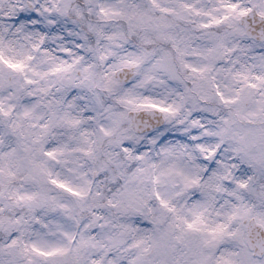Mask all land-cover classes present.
Here are the masks:
<instances>
[{"label": "clouds", "instance_id": "obj_1", "mask_svg": "<svg viewBox=\"0 0 264 264\" xmlns=\"http://www.w3.org/2000/svg\"><path fill=\"white\" fill-rule=\"evenodd\" d=\"M132 2L0 0V48L6 59L26 65L15 72L0 63V104L9 112L0 114V154L14 153L26 161L18 187L45 192L63 205L37 209L29 232L32 239L68 248L67 264L101 258L104 264H132L139 257L133 247L137 241L150 246L176 216L191 219L193 208L205 213L210 226L225 222L241 204L253 215L264 213V201L255 195L264 190V162L241 142L246 130L264 127V118H235V109L220 103L214 88L219 83L227 94L231 73L242 66L259 70L264 18L253 11L240 18L242 31L219 29L231 51L207 53L206 30L200 25L208 18L192 9L211 10L218 0H156L161 7L191 5L179 16H167L169 30L182 47L187 45L180 56L157 34L132 29L124 15L100 13L101 5L123 13ZM135 2L155 17L164 15L151 8L153 0ZM236 2L251 6V0ZM192 67L202 71L192 72ZM149 103L172 111L142 107ZM15 125L20 127L13 131ZM201 148L216 149L217 155L206 160ZM49 151L53 158L46 155ZM33 164L42 165L46 174L30 176ZM185 177L199 182L187 186ZM51 178L81 195L57 188L48 182ZM241 182L248 187L240 188ZM0 211L16 216L27 210L0 201ZM229 232L244 233L253 244L264 240V227L248 219L232 222ZM82 237L95 246L77 253ZM6 239L0 232V243ZM195 241L209 264L243 247L239 236L204 234ZM170 244L166 258L184 259V244L174 238ZM247 253L253 264H264L259 247L250 246ZM163 258L155 251L146 254L150 261Z\"/></svg>", "mask_w": 264, "mask_h": 264}, {"label": "snow or ice", "instance_id": "obj_2", "mask_svg": "<svg viewBox=\"0 0 264 264\" xmlns=\"http://www.w3.org/2000/svg\"><path fill=\"white\" fill-rule=\"evenodd\" d=\"M67 7L66 4L65 9ZM151 8L153 10L158 9L164 15L155 17L152 11L145 10L135 0L125 5L123 13L105 8L103 5L100 7V13L105 18L111 15H124L130 21L132 29H143L145 32L157 34L161 40L169 41L176 47L177 53L183 56L187 45L184 44L182 47L183 41H178L175 34L169 30L167 16H179L181 9H191V5L180 3L178 8L161 7L156 0H153ZM192 10L195 11L196 15H203L208 18L207 22L200 25L202 29L206 30V38L208 40V45L205 46L204 51L207 53H223L231 51V49L225 48L224 38L218 34V30L226 27L235 32L242 31L238 23L240 18L248 16L253 11L264 18V0H251V6L249 7L241 6L236 0H218V6L211 10L203 12L195 9ZM57 11H61V9L58 8ZM261 38H264V34L261 35ZM0 63L15 72H23L26 68L23 62H13L11 59H6L2 48H0ZM134 63L135 61H129L130 65ZM56 71H61V69L58 68ZM191 71L200 72L202 69L192 67ZM231 80L233 83L231 87H228L227 94L222 90L219 83L214 84L215 96L218 97L220 103L225 106H232L235 109L233 115L237 119L246 120L250 117L264 118V58H260L259 70L254 71L252 67L242 66L238 71L231 73ZM28 82L31 83L32 81ZM142 107L155 108L166 113L172 111L171 108L160 107L151 103L142 105ZM0 114H3V116L9 115V112L5 111L2 104H0ZM261 123H264V119H261ZM19 127V125H15L13 131H16ZM241 142L245 150L253 158L264 162V127L246 130L245 134L241 137ZM125 150L127 151V149ZM201 151L206 152V160L217 155L216 149L205 150L201 148ZM46 155L53 158L55 153L49 151ZM25 163L26 161L19 159L14 153L0 154V201L7 202L9 207L12 208L27 210L25 215L16 216H6L0 211V232L7 234V239L3 243H0V264H67L66 257L70 254L68 248L44 239L31 238L32 234L29 232L30 221L36 219L33 213L37 209H52L63 207V205L50 199L45 192L30 191L17 186L18 173ZM44 174L46 173L42 165L33 164L31 166L30 176ZM48 182L74 196L81 195L80 192L75 191L66 183L55 178L49 179ZM185 182L187 186H191L197 184L199 181L198 179L185 177ZM239 187L247 188L248 185L241 182ZM255 195L256 199L264 201V190L258 191ZM157 198H160L159 194ZM161 205L168 208L167 202L163 199H161ZM169 211L175 210L169 208ZM190 216L191 219L181 215L176 216V222L170 227L169 231L154 239L148 247H144L145 241H137L133 247L139 250V257L132 264H209V260L197 247L195 241L196 236L204 234L214 239L224 235L239 236L240 243L243 245L241 251L238 253L227 251L221 253L218 257L214 258L212 264H253L247 258V249L250 246L259 247L264 252V240H257L253 244L246 234L229 232L232 222L243 219H248L260 227H264V213L253 215L252 209L241 204L233 208L232 212L227 215L225 222L217 223L214 226L208 224L205 213L197 208L190 210ZM36 222L39 221L37 220ZM173 238L183 243L187 249L184 253L185 258L182 260H170L166 258L168 252L171 250L170 241ZM69 239L75 242V237H69ZM203 243L208 244L210 241L204 240ZM88 246L94 247L95 244L82 237L76 252L78 253ZM154 251L165 258L156 261L146 259V254ZM92 264H104L103 258L101 260H93ZM107 264H114V262L108 261Z\"/></svg>", "mask_w": 264, "mask_h": 264}]
</instances>
